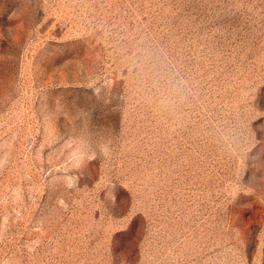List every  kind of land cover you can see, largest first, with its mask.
Returning <instances> with one entry per match:
<instances>
[{
  "label": "rangeland",
  "instance_id": "1",
  "mask_svg": "<svg viewBox=\"0 0 264 264\" xmlns=\"http://www.w3.org/2000/svg\"><path fill=\"white\" fill-rule=\"evenodd\" d=\"M0 264H264V0H0Z\"/></svg>",
  "mask_w": 264,
  "mask_h": 264
},
{
  "label": "clouds",
  "instance_id": "2",
  "mask_svg": "<svg viewBox=\"0 0 264 264\" xmlns=\"http://www.w3.org/2000/svg\"><path fill=\"white\" fill-rule=\"evenodd\" d=\"M156 86V83L155 82H153V84H152V87H155Z\"/></svg>",
  "mask_w": 264,
  "mask_h": 264
}]
</instances>
